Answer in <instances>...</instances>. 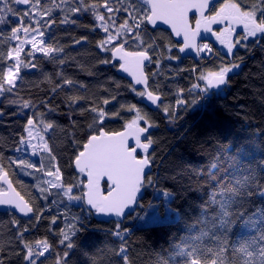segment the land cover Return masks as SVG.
<instances>
[{"label":"snow or ice","instance_id":"obj_1","mask_svg":"<svg viewBox=\"0 0 264 264\" xmlns=\"http://www.w3.org/2000/svg\"><path fill=\"white\" fill-rule=\"evenodd\" d=\"M85 17L92 23H83ZM158 22L169 26L172 37L179 38L178 44H172L171 38L164 44V38L149 35V28L156 31ZM0 25H10L7 30L0 28V126L6 116L24 117L19 131L9 130L7 138L0 136V206L12 210L10 239L0 240V264H74L72 256L82 251L78 234L86 230L85 222L93 210L124 217L125 210L137 204L141 190L157 183L150 171L156 158L154 150L150 152L156 143L150 130L158 125L136 103L121 102L122 85L114 76H107L93 90L88 83L67 75L63 66L73 59L67 47L93 44L97 55L88 76L99 75L91 70L98 65L129 74L133 82L127 89L161 109L170 120L176 119L175 107L199 104L229 86L230 74L243 64L240 49L264 51V0H0ZM72 26L103 35L93 40L89 35L76 37L69 30ZM61 29L71 44L61 43ZM212 38L223 48L222 53L211 43L201 42ZM174 47L179 53L194 52L205 61L215 56L219 62L213 68L197 64L184 69L196 74L195 82L190 88L178 89L175 95L195 93L196 98H178L170 105L165 103L166 94L158 80L159 57L180 61L181 57L173 54ZM45 60L60 66L59 70L44 72ZM153 65L156 70L150 67ZM77 66L85 68L84 64ZM34 69L41 71V82L51 85L47 89L51 95L41 97L33 92V88L43 91L25 75V70ZM6 108L12 111L6 112ZM122 111L133 114L124 123V130L106 131L107 122L124 119ZM85 113L91 122L83 143L53 119L66 115L75 128L78 122L73 117ZM56 131L64 132L73 148L68 166L77 173V179L66 180L63 175L47 135ZM42 153L47 154L50 166H45ZM28 155L39 156V163L27 159ZM228 159L243 172L233 174L227 182L217 181L207 199L195 206L199 210L196 216L165 205L166 213L182 225L184 234L173 238L168 255H158L155 264H264V160L252 167L241 164L236 156ZM210 167L219 169L221 165L213 163ZM17 173L37 179L33 187L39 199H26L16 190L14 180L23 183ZM214 176L211 173L209 178ZM73 203L87 205L81 207L83 217L69 218ZM54 207L57 214L46 215ZM61 217L64 227L54 228ZM43 221L48 222L47 232L57 237L55 242L47 234L35 235L44 227ZM153 223H160L158 213ZM238 223L252 234L233 242L230 233ZM128 233L120 223L112 230L121 241L115 251L121 264H135Z\"/></svg>","mask_w":264,"mask_h":264},{"label":"trees","instance_id":"obj_2","mask_svg":"<svg viewBox=\"0 0 264 264\" xmlns=\"http://www.w3.org/2000/svg\"><path fill=\"white\" fill-rule=\"evenodd\" d=\"M10 19L14 20L15 18L10 17ZM83 23L90 24L92 20L90 17H85ZM8 27L10 25H0V28L5 30ZM69 30L76 37L89 35L90 40L99 39L103 35L99 31L90 34L85 29H77L75 26ZM148 32L150 36L164 38V44L169 43V38H171L172 44H177L170 33L165 30L153 31L152 28H149ZM58 38L61 43L71 44L70 37L64 35L62 29L59 31ZM214 49L223 52L218 47ZM66 52L73 58L68 65L63 66L67 75L88 83L93 90L107 76H114L122 85L120 89L123 93L121 102L136 103L158 125L150 130L156 141L150 150V152L154 150L156 157L151 175L157 183L144 188L145 194L139 202L136 212L120 223L122 228L129 230L127 241L135 264H155L158 255L165 257L168 255L173 238L184 234L182 225L172 221L166 213L165 205L177 209L189 217L196 216L199 210L195 206L207 199L209 191L216 187L217 181L227 182L233 174L239 175L243 172L242 168L237 171L238 166L231 165L228 159L230 156H236L241 164L252 167L264 160V51L254 48L252 51L240 49L238 52V55L243 57V64L239 72L248 81L253 96L241 99L232 97L229 92H220L219 95H214L211 99L199 104L178 106L174 111L176 119L173 120L166 118L161 109L156 106L148 107L144 100L131 93L126 87L131 82L119 76L117 69L98 65L91 70L96 71L99 75L88 76L87 70L94 64L93 58L97 55L93 44L82 42L81 45L67 47ZM173 54L179 55L180 61H168L159 57L162 59V64L159 68L158 80L162 85L161 90L166 94V104L170 99H173L174 103L178 98H186L190 101L196 98L195 93L191 96L185 94L184 97L175 95L178 89L190 88L195 82L196 74L184 71V69H191L193 65L197 64L201 68H213L219 62L215 56L210 61L183 57L175 47ZM163 55L167 56V53L165 52ZM153 58L157 59L158 57L154 56ZM225 62H227V58H225ZM78 63L84 64L85 68L82 70L77 66ZM59 67L46 60L43 62L44 72L52 73L58 71ZM150 67L156 70L155 65ZM25 75L28 81L39 84V89L43 90L39 91L33 88L36 95L41 97L46 93L51 95L50 92H47L51 85L41 82L43 77L39 69L25 70ZM230 78L233 79L232 75ZM236 82L238 83V81ZM100 94H104L102 90ZM114 105L115 102L108 108L111 110ZM61 108L63 109V105ZM5 111L10 112L12 109L6 108ZM121 114L124 119L116 118L107 122L106 131L124 129V123L133 117L132 113L122 111ZM4 119L5 124L0 126V136L6 138L9 130L19 131L20 126L24 123L23 116H6ZM53 119L68 132L75 133L76 139L81 143L84 142L88 133V124L91 122L87 113L77 114L73 117L78 122L75 128L72 127L66 115H55ZM14 120H18L19 124H11ZM9 125H11V129ZM47 135L51 137L49 143L54 146V153L65 179H77V173L68 166L73 148L64 132H49ZM8 154L18 155L16 153ZM26 158L39 163V158H34L31 155ZM213 163H219L221 167L219 169L211 168ZM44 164L47 167L46 161ZM211 173L215 174L212 179L209 178ZM35 175L42 177L41 173ZM19 177L34 184L38 182L34 177L17 173V178ZM14 183L16 185L15 180ZM35 190L37 192L36 188ZM165 192H170L172 195L166 197ZM65 203H67L66 198ZM81 207L87 208L86 205L72 204L68 213L69 218L72 215L83 217L85 213L81 211ZM63 208L64 206L61 205L59 210L62 211ZM54 209L58 211L55 207ZM157 213L160 223H153V217ZM11 215L12 212H0V240L10 239L8 222ZM117 223L119 222L98 221L94 214L88 216L85 222L86 230L78 234L82 251H77L72 256L74 264H121L119 257L115 255L121 241L112 235V230L115 229ZM251 234L252 231L249 228L238 223L233 227L230 236L233 242H238Z\"/></svg>","mask_w":264,"mask_h":264},{"label":"rangeland","instance_id":"obj_3","mask_svg":"<svg viewBox=\"0 0 264 264\" xmlns=\"http://www.w3.org/2000/svg\"><path fill=\"white\" fill-rule=\"evenodd\" d=\"M160 35V34H159ZM164 35V34H163ZM147 38V37H146ZM218 49H220L221 51H223V48L218 44ZM232 75V80L231 83L229 84V86L225 89L220 90L221 93H226L229 92V94L234 97V98H241V99H247L251 96H253L252 90L250 88V85L248 83V81L246 80V78L244 77L243 74H241L239 72V70L234 73V74H230ZM238 81V83L236 82ZM202 83V82H201ZM203 86V83H202ZM167 104L170 105H175V101L173 103V99H170L168 101ZM178 108L175 107L174 111ZM44 157V161L43 162H47V166H50V161L49 158L47 156L46 153H42L41 154ZM34 157V156H32ZM34 158H39V156H35ZM40 159V158H39ZM45 179H47V177H45ZM19 181H22L23 183H17L16 182V187L19 190V192L25 196L26 199H28L29 197H35L36 199H39V195L37 194L35 188L33 187L34 183H32L31 181L25 180L23 178H18ZM41 206H43V201H40ZM74 205H80L79 203H73ZM57 211L53 208V212L51 214L46 213V215H56ZM44 227L41 228V230L36 233V235H45L47 234L49 236V239L52 242H55L57 237L55 235H53L52 233H48L46 230V226H47V221H43L42 222ZM65 221L64 218L61 217L60 220L57 221V225L53 226L54 228L56 227H64Z\"/></svg>","mask_w":264,"mask_h":264},{"label":"water","instance_id":"obj_4","mask_svg":"<svg viewBox=\"0 0 264 264\" xmlns=\"http://www.w3.org/2000/svg\"><path fill=\"white\" fill-rule=\"evenodd\" d=\"M157 29H164L166 31H168L170 33V35L172 36L171 32H170V29H169V26L168 25H164L162 22H158V25H157ZM174 39V41L176 43H179V38H175V37H172ZM214 38H212L211 40H207V41H201V42H211ZM184 57H191L195 60H198L199 57L194 53V52H186V53H181ZM117 74L125 79H127L128 81H130L131 83L133 82V78L127 74V73H124L122 71H119L117 69ZM144 103L148 106V107H155L154 105L151 104V102H148L147 100H144ZM124 129L120 130V131H123ZM151 150V149H150ZM152 169H153V166L151 168V172H152ZM14 187L16 188L17 191H19L14 183ZM145 194V191L144 189L141 190V193L138 195L137 197V204H134V205H131L128 209L125 210V216L124 217H117L116 215L114 214H100V213H95L94 210V216L96 217V219L98 221H101V222H105V223H109L111 221H115V222H119V223H122L124 222L130 215L134 214L138 208V205H139V202L141 201V199L143 198ZM22 195V194H21ZM87 207V205H86ZM0 212H12L11 209L7 208V207H4V206H0ZM19 215V214H17ZM26 219V218H25Z\"/></svg>","mask_w":264,"mask_h":264},{"label":"flooded vegetation","instance_id":"obj_5","mask_svg":"<svg viewBox=\"0 0 264 264\" xmlns=\"http://www.w3.org/2000/svg\"><path fill=\"white\" fill-rule=\"evenodd\" d=\"M164 30V29H162ZM166 31V30H165ZM168 32V31H167ZM172 37V36H171ZM173 39V38H172ZM174 40V39H173ZM175 42V41H174ZM176 43V42H175ZM213 46V48H216L218 46V42H215L214 39L210 42ZM178 44V43H177ZM182 55V54H181ZM183 56V55H182ZM184 57V56H183Z\"/></svg>","mask_w":264,"mask_h":264}]
</instances>
